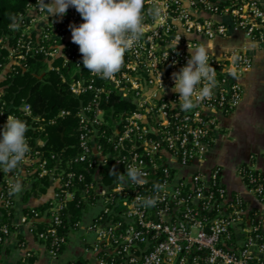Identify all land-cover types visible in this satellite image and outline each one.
I'll return each instance as SVG.
<instances>
[{
  "label": "built area",
  "instance_id": "obj_1",
  "mask_svg": "<svg viewBox=\"0 0 264 264\" xmlns=\"http://www.w3.org/2000/svg\"><path fill=\"white\" fill-rule=\"evenodd\" d=\"M36 3L29 1L18 15L19 26L0 39L6 51L0 61V138L9 115L25 117L31 148L26 163L10 173L0 171V205H13L9 185L15 179L22 180L25 192L36 177L48 179L52 197L41 209H24L20 222L37 234L50 264L82 227L92 235L83 238L85 260L67 264H264V169L251 154L236 169L239 189L211 160L223 123L245 97L243 80L255 67V49L264 46L263 2L145 0V13L159 7L160 16H146L144 36L108 80L83 66L70 28L84 22L76 8L48 16L34 8ZM233 36L243 43L217 44ZM180 37L173 51L170 45ZM189 43L211 48L216 87L210 99L183 111L173 73L187 63ZM36 65L59 73L68 92L80 98L76 108L35 114L24 98L18 104L4 98V81ZM69 117L78 123L76 133L68 134L76 142L48 150V128ZM127 165L144 171L142 185L127 179ZM113 167L116 173L110 174ZM148 197L157 202L146 208L139 201ZM81 200L77 217L69 207ZM89 205L100 210L90 216ZM14 238L0 222V245Z\"/></svg>",
  "mask_w": 264,
  "mask_h": 264
},
{
  "label": "clouds",
  "instance_id": "obj_2",
  "mask_svg": "<svg viewBox=\"0 0 264 264\" xmlns=\"http://www.w3.org/2000/svg\"><path fill=\"white\" fill-rule=\"evenodd\" d=\"M69 6L75 7L84 20L78 26L70 25L72 41L79 45L83 66L105 80L114 79L124 66L125 54L139 44L147 29L146 16H152L153 20L160 16L159 7L145 13V0H37L34 8L48 16H62ZM10 19V27L17 28L23 17L14 15ZM180 39L170 45L173 51ZM60 47L62 49L63 45ZM188 48L187 63L173 73V91L179 94V106L183 111H190L206 98L210 99L216 87L215 69L209 63L211 48L203 43L195 47L189 43ZM161 76L160 73L162 82ZM28 130L25 120L8 116L0 138V171L10 173L27 162L31 151ZM109 173H116L115 167ZM125 173L133 184H143L145 173L140 167L127 165ZM119 178L124 180L125 174H120ZM22 189V181L17 178L9 185V195H17ZM156 190L159 192V186ZM139 202L147 208L154 206L157 199L148 197Z\"/></svg>",
  "mask_w": 264,
  "mask_h": 264
},
{
  "label": "crops",
  "instance_id": "obj_3",
  "mask_svg": "<svg viewBox=\"0 0 264 264\" xmlns=\"http://www.w3.org/2000/svg\"><path fill=\"white\" fill-rule=\"evenodd\" d=\"M261 1L264 4V0ZM242 43L243 40L240 36L217 41V44L222 47H232ZM255 58V67L243 80L246 87L245 97L233 115L225 120V126L229 129L228 136L222 137L212 152L214 160L223 161L225 157L223 155L218 157L217 152L227 148L233 150V154L236 155L234 161H230L233 163V173L236 172L241 162L250 158L251 154L257 156L258 167L264 169V46L255 49ZM232 138L236 139L232 140ZM230 183L236 188L243 189L236 176L232 182L230 180ZM22 184V191L13 195L15 214V218H13L14 221H18L14 230L16 241L12 240L4 245L2 251L0 250V264H45L47 261L49 264V256L45 246L26 224L20 222V217L25 207L43 205L48 198L52 197V191L47 189L37 195L33 193L26 200L25 185L23 182ZM67 248L66 245L59 260ZM82 251L83 246L81 251L76 256H72L65 264L81 260Z\"/></svg>",
  "mask_w": 264,
  "mask_h": 264
},
{
  "label": "trees",
  "instance_id": "obj_4",
  "mask_svg": "<svg viewBox=\"0 0 264 264\" xmlns=\"http://www.w3.org/2000/svg\"><path fill=\"white\" fill-rule=\"evenodd\" d=\"M29 1L33 0H0V39L10 32V25L12 23L10 18L14 15L18 17L19 13L24 11ZM0 51L3 55L0 56V61L5 62L6 59L4 55L6 51L4 49H0ZM34 67H37L34 71L20 72L4 81L6 86L5 99L9 101L13 99L14 102L18 104L24 98L25 101L32 105L35 114L48 112L47 114L54 115V113L63 108H76L78 106L80 98L68 92L65 85L61 82L58 72L42 70L41 65H36ZM23 118L25 117H22V119ZM77 129L78 123L76 119L72 117L60 119L56 125L48 128L49 141L47 149L62 150L65 144L76 142V136L74 134ZM70 133L74 134L70 137L68 136ZM0 176H2L1 173ZM47 187V178L36 177L32 183V188L25 192V199L27 200L29 195L33 193L37 195L45 191ZM77 201L70 203L69 209L74 216L80 217L83 212L84 201L81 200L79 206L76 205ZM28 207H25V212L30 211ZM42 207L43 206H36V209H41ZM0 210L1 224H7L10 230L14 232L16 229V225L13 224L14 205L1 207ZM42 227L43 226L40 224L38 229H42ZM34 234L35 236L37 235L35 232ZM4 245L5 244L0 245L1 251ZM65 247L66 245H64L63 250Z\"/></svg>",
  "mask_w": 264,
  "mask_h": 264
},
{
  "label": "rangeland",
  "instance_id": "obj_5",
  "mask_svg": "<svg viewBox=\"0 0 264 264\" xmlns=\"http://www.w3.org/2000/svg\"><path fill=\"white\" fill-rule=\"evenodd\" d=\"M254 57H255V55H254ZM255 61H256V58H255ZM228 133H229V129L226 128L225 122H224L223 123V130L220 131L218 141L222 137L223 138L227 137ZM235 139L236 138H232V140H235ZM234 154H233V150H230L229 148L224 149V150L221 149L219 152H217V156L221 157L223 155L225 157V159H223V161L220 159H218V161L214 160L213 158L211 159L212 161L220 164L223 167L224 178L228 181L229 184H231L230 180L232 182V180L235 178L234 174L236 173V172L233 173V171H234L233 170V163L230 162V161H234L233 159L236 157V155H234ZM99 210H100V206L94 207V206L89 205L86 208V211L90 216H93ZM91 237H92V235L87 233L83 227L79 231L73 232L70 235L69 242L67 244V247H68L67 250L65 251L64 255L61 257V259L56 261V264H65L66 262H68V260L72 256L73 257L76 256L77 253L80 252L82 249V246L84 243L83 238L91 239ZM81 260H83V261L85 260L84 254L81 255ZM45 264H48V261ZM49 264H50V261H49Z\"/></svg>",
  "mask_w": 264,
  "mask_h": 264
},
{
  "label": "water",
  "instance_id": "obj_6",
  "mask_svg": "<svg viewBox=\"0 0 264 264\" xmlns=\"http://www.w3.org/2000/svg\"><path fill=\"white\" fill-rule=\"evenodd\" d=\"M78 264H80V262H78Z\"/></svg>",
  "mask_w": 264,
  "mask_h": 264
}]
</instances>
